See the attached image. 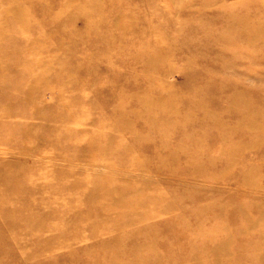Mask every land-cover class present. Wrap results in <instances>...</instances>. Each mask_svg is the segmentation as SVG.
I'll return each mask as SVG.
<instances>
[{
	"label": "rangeland",
	"instance_id": "rangeland-1",
	"mask_svg": "<svg viewBox=\"0 0 264 264\" xmlns=\"http://www.w3.org/2000/svg\"><path fill=\"white\" fill-rule=\"evenodd\" d=\"M0 264H264V0H0Z\"/></svg>",
	"mask_w": 264,
	"mask_h": 264
}]
</instances>
